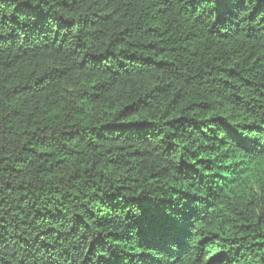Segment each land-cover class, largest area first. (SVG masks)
<instances>
[{"label":"trees","instance_id":"16d2710c","mask_svg":"<svg viewBox=\"0 0 264 264\" xmlns=\"http://www.w3.org/2000/svg\"><path fill=\"white\" fill-rule=\"evenodd\" d=\"M34 8L0 0V264H264V0Z\"/></svg>","mask_w":264,"mask_h":264},{"label":"snow or ice","instance_id":"6c2138e0","mask_svg":"<svg viewBox=\"0 0 264 264\" xmlns=\"http://www.w3.org/2000/svg\"><path fill=\"white\" fill-rule=\"evenodd\" d=\"M27 2L32 3L33 5L37 6V8L42 5L45 0H27ZM37 8L33 9V15L29 17L28 20L25 21V23L31 22V20L35 17V13L37 11ZM23 19V17L21 18ZM5 36V33L3 32L2 29H0V42H3V38ZM50 264H58V260L55 256H52L50 259Z\"/></svg>","mask_w":264,"mask_h":264}]
</instances>
